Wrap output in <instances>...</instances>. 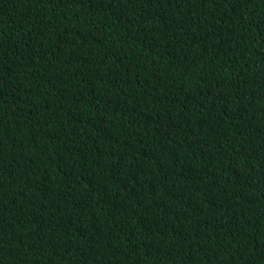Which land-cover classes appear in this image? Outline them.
Listing matches in <instances>:
<instances>
[{
	"label": "trees",
	"instance_id": "1",
	"mask_svg": "<svg viewBox=\"0 0 264 264\" xmlns=\"http://www.w3.org/2000/svg\"><path fill=\"white\" fill-rule=\"evenodd\" d=\"M0 264H264V0H0Z\"/></svg>",
	"mask_w": 264,
	"mask_h": 264
}]
</instances>
